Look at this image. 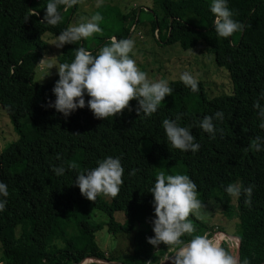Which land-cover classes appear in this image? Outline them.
Returning <instances> with one entry per match:
<instances>
[{
	"label": "trees",
	"instance_id": "trees-1",
	"mask_svg": "<svg viewBox=\"0 0 264 264\" xmlns=\"http://www.w3.org/2000/svg\"><path fill=\"white\" fill-rule=\"evenodd\" d=\"M47 2L0 0V106L18 134V139L0 152V182L7 185L9 193L0 196L7 200L0 211V262L80 264L83 259L97 257L124 264H158L165 251L171 255L179 247H154L147 242L154 236L151 221L155 219L149 190L159 172L188 175L197 185L202 207L214 201V210L236 220L240 264L264 262V129L259 126V110L253 107L258 99L264 107V99H260L264 93V0H227L232 18L244 25L227 39L214 30L212 0H154L146 12L157 41L165 46L178 44L182 50L204 43L216 65L226 69L231 93L209 98L201 81L198 91H192L180 79L169 80L172 94L151 116L138 115V102L133 100L131 111L125 109L107 119H96L87 107L65 117L43 106L55 101L52 89L59 79L57 71L47 84L33 82L35 69L48 49L44 35L58 37L78 9V4L67 10L60 6L62 18L51 26L40 22ZM96 13L103 17L101 32L77 41L78 48L97 55L113 36L130 39V22L117 6L98 4L90 18ZM75 55L64 47L56 57L58 66L73 62ZM217 111L223 112V119L215 117ZM178 115L179 126L189 128L196 137L198 151H182L169 144L162 121L175 120ZM206 116L213 117L215 138L198 127ZM25 118L27 122L22 121ZM257 142L260 151L251 147ZM109 156L120 159L123 184L115 198L101 194L92 202L81 194L75 179ZM70 162L78 167L69 169ZM61 165L66 171L57 176L53 167ZM229 184L238 185L241 194L229 195L225 191ZM249 185L255 188L251 204L246 205L243 189ZM91 208L105 214L108 221L96 220ZM115 212L124 214L122 223L113 217ZM189 220L195 232L182 236L184 243L196 235L210 237L213 225L195 213ZM70 225L75 234L67 235ZM104 227L113 235H129L136 228L132 244L144 245L146 250L124 259L107 255L95 239ZM220 245L232 254L225 243Z\"/></svg>",
	"mask_w": 264,
	"mask_h": 264
},
{
	"label": "clouds",
	"instance_id": "clouds-1",
	"mask_svg": "<svg viewBox=\"0 0 264 264\" xmlns=\"http://www.w3.org/2000/svg\"><path fill=\"white\" fill-rule=\"evenodd\" d=\"M78 3L79 0H48L44 17L40 22L56 26L62 18L59 7L64 6L67 10ZM210 10L215 17L214 30L219 37L227 39L235 32L243 30L244 25L232 18L233 12L229 9L227 0H212ZM102 19L101 14L96 13L86 22L69 26L58 35L56 46L62 48L65 44H73L101 32L99 21ZM134 46L132 39L118 40L113 36L97 55L82 47L77 48L73 62L63 63L57 67L59 79L52 89L55 101L49 100L48 104L43 106L54 108L65 117L77 109L87 107L96 119H107L122 114L125 109L131 111L130 102L136 100L137 114L151 116L158 110L165 97L172 94L173 89L166 81L148 80L147 74L137 67L134 59L130 58L129 54L133 52ZM40 63H43V59ZM180 80L192 91H198V81L191 73L183 72ZM85 95L90 99L86 101ZM260 99H264V93ZM253 107L259 110L258 115L262 120L259 126L264 129V107L261 106L259 99L254 102ZM223 115L221 111L215 113L217 119H223ZM179 119L178 115L175 120L166 118L162 121L169 144L182 151H198L200 145L195 142L196 137L189 128L179 126L177 122ZM198 127L215 138L216 128L212 116L204 117ZM256 139L260 140L259 137ZM251 147L256 151L261 150L259 142L252 144ZM77 167L75 162L68 164L69 169ZM65 171L63 165L53 167V172L57 176L63 175ZM123 174L124 168L120 159L109 156L98 161L97 167L80 172L74 184L79 187L85 198L96 202L101 194L112 198L119 194ZM132 174H135V170ZM254 188L255 185H249L243 189L247 197L246 205L251 204ZM225 191L231 196L241 194V188L236 184H229ZM149 192L153 195L155 219L151 221L154 236L148 237L147 242L154 247L160 244L168 248L179 245L170 258L171 264H240L239 258L225 250L216 236L210 238L207 234L196 235L187 243L181 240L185 234L191 235L195 232L189 216L193 213L198 214L202 207L201 201L197 198V185L188 175L165 176L164 172H159ZM8 195L7 185L0 182V196ZM6 204L7 200H0V211L5 209ZM148 264H151V261ZM244 264H247V261Z\"/></svg>",
	"mask_w": 264,
	"mask_h": 264
},
{
	"label": "rangeland",
	"instance_id": "rangeland-1",
	"mask_svg": "<svg viewBox=\"0 0 264 264\" xmlns=\"http://www.w3.org/2000/svg\"><path fill=\"white\" fill-rule=\"evenodd\" d=\"M154 0H79L78 9L71 17L69 26H74L78 22H86L90 19L91 13L98 4H108L117 6L124 17L130 22V39L134 41L133 52L130 58L136 61L137 67L147 74L150 82L166 81L180 79V75L187 71L191 73L197 81L204 85V91L207 97H214L221 94L231 93V83L227 71L223 67H218L204 43H200L190 50H182L178 44L165 46L157 41L156 31H152L149 23L150 14L148 12L154 6ZM137 9L136 14L133 10ZM142 9V11H140ZM137 19V20H135ZM95 34V33H94ZM93 34V35H94ZM90 36L91 38L93 37ZM44 40L48 43V49L44 53L43 63H40L33 76V82L37 84H47L51 82L58 71L56 57L61 49L67 47L76 50L79 43L65 44L62 48L57 47V37L50 34L44 35ZM93 44V41H90ZM22 121L27 122V118ZM18 139V134L14 130V125L10 121L5 111L0 106V152L9 144ZM106 205L109 199L104 198ZM232 202L235 203V197ZM216 207L214 201H209L204 207H201L198 214L201 219L213 225L210 238L214 237V227L220 229L227 235L236 236L237 222L234 219H227L221 213L214 210ZM91 214L96 220L108 221L105 214L91 208ZM115 220L122 223L125 216L122 212L113 214ZM137 227V226H136ZM136 228L129 235L110 234L106 227L96 233V242L107 255L119 256L125 258L133 252H143L146 250L144 245L134 246L132 244L133 234ZM75 234L72 225L67 228V235ZM1 254V249H0ZM232 254L237 256L238 250L234 249ZM170 257L169 251L159 256V263ZM90 260H85V264Z\"/></svg>",
	"mask_w": 264,
	"mask_h": 264
},
{
	"label": "built area",
	"instance_id": "built-area-1",
	"mask_svg": "<svg viewBox=\"0 0 264 264\" xmlns=\"http://www.w3.org/2000/svg\"><path fill=\"white\" fill-rule=\"evenodd\" d=\"M214 232H213V236H216L219 238V243H225L227 245V248L231 251L234 249L238 250L239 247V239L236 236H231V235H227L224 232L220 231L217 229H215L214 227ZM0 264H3L2 262H0Z\"/></svg>",
	"mask_w": 264,
	"mask_h": 264
},
{
	"label": "water",
	"instance_id": "water-1",
	"mask_svg": "<svg viewBox=\"0 0 264 264\" xmlns=\"http://www.w3.org/2000/svg\"><path fill=\"white\" fill-rule=\"evenodd\" d=\"M177 249H175L172 254L170 255V257H168L167 259H165L163 262L161 263H158V264H171V260L170 258L175 254V251ZM89 259L90 261H95V262H98V263H103V264H124L123 262L121 261H109L108 259L104 258V259H100V258H97V257H89V258H86V259H83L80 264H85V260ZM261 264H264V262H262Z\"/></svg>",
	"mask_w": 264,
	"mask_h": 264
}]
</instances>
